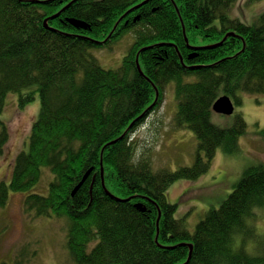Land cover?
I'll list each match as a JSON object with an SVG mask.
<instances>
[{
	"label": "trees",
	"instance_id": "trees-1",
	"mask_svg": "<svg viewBox=\"0 0 264 264\" xmlns=\"http://www.w3.org/2000/svg\"><path fill=\"white\" fill-rule=\"evenodd\" d=\"M238 1L0 0V155L10 141L2 118L8 95L19 94L20 109L38 95L41 101L29 150L0 184V207L11 192L37 185L48 167L49 193L27 194L24 209L70 219L67 244L77 264H264V234L255 224L264 209V164L247 168L193 232L167 196L176 181L206 174L218 150H240L244 117L222 128L212 122L214 103L226 95L237 106L241 93L264 95V12L253 24L232 18ZM131 31L122 65L102 67L90 50ZM170 83L176 127L195 134L197 156L190 167L154 172L148 158L135 161L132 134L162 105Z\"/></svg>",
	"mask_w": 264,
	"mask_h": 264
},
{
	"label": "rangeland",
	"instance_id": "rangeland-1",
	"mask_svg": "<svg viewBox=\"0 0 264 264\" xmlns=\"http://www.w3.org/2000/svg\"><path fill=\"white\" fill-rule=\"evenodd\" d=\"M263 12L264 0H239L228 14L253 24ZM134 41L135 33L131 31L111 46L90 52L105 69H118ZM187 79L194 81L193 77ZM240 95L243 102L235 107L232 115L216 112L212 115L214 124L229 128L242 114L247 131L240 139V150L234 154L218 150L206 174L196 180L180 179L167 191L168 201L178 206L175 217L185 219L191 232L209 210L225 201L247 168L264 164V139L260 135L264 129V95ZM40 108L39 95L25 109L19 108L18 93L8 95L2 118L9 126L10 141L0 155V184L10 182L17 154L29 150L32 124ZM177 109L175 84L170 83L162 105L132 134L137 146L135 161L148 158L154 172L176 171L195 164L198 140L189 129L176 127ZM53 179L50 168L42 167L37 185L25 192H11L7 205L0 207V264H77L67 244L70 219L66 215L35 217L24 209L26 195H47ZM255 220L258 232L264 234V209L257 211Z\"/></svg>",
	"mask_w": 264,
	"mask_h": 264
},
{
	"label": "water",
	"instance_id": "water-1",
	"mask_svg": "<svg viewBox=\"0 0 264 264\" xmlns=\"http://www.w3.org/2000/svg\"><path fill=\"white\" fill-rule=\"evenodd\" d=\"M135 9V8H134ZM134 9H132V10H134ZM63 10H65V8L63 9ZM132 10H130L129 12H131ZM128 12V13H129ZM58 15H59V13H58ZM58 15H56L55 17H57ZM70 21L73 23V24H75V25H77V26H81V27H84V28H86V24L84 23V22H81V21H78V20H75V19H70ZM47 21H46V26H47ZM229 35H231V34H228L226 37H225V39L229 36ZM219 44H221V43H219ZM138 69H139V71H140V73L141 74H143V72H142V70H141V68H140V65H139V63H138ZM213 110H214V112H216V113H218V114H222V115H228V116H230V115H232L234 112H235V103H234V101L229 97V96H222V97H220L215 103H214V105H213ZM123 138V137H122ZM117 141V140H116ZM116 141H112V142H110V143H108V145H111V144H113V143H115ZM108 145H106V146H108ZM105 146V147H106ZM88 176H89V173H87L85 176H84V178H83V181L76 187V189L74 190V192H73V195L78 191V189L80 188V186L86 181V179L88 178ZM109 193V192H108ZM138 208H141V206H138ZM161 215H162V213H161V211H159V219H158V228H159V220H160V218H161ZM191 249H192V246H191Z\"/></svg>",
	"mask_w": 264,
	"mask_h": 264
}]
</instances>
